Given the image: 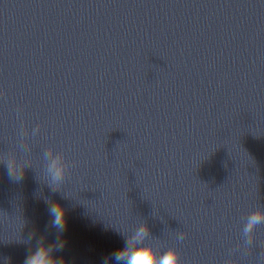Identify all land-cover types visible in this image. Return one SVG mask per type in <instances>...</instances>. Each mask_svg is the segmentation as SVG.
Wrapping results in <instances>:
<instances>
[{
    "label": "clouds",
    "instance_id": "1",
    "mask_svg": "<svg viewBox=\"0 0 264 264\" xmlns=\"http://www.w3.org/2000/svg\"><path fill=\"white\" fill-rule=\"evenodd\" d=\"M9 177L16 180L22 179L24 169L17 170L14 163L5 164ZM50 172L54 183L63 180L66 174V167L59 156L53 157L50 164ZM48 213L51 217V226L59 231L66 227V209L56 201L48 206ZM264 223V208L253 211L244 227V234L252 233L256 225ZM150 230L147 225H141L131 236L126 237L124 247L112 253L115 264H182L180 254L175 248L166 251H159L154 245L146 243ZM63 247V242L57 247L55 243L48 244L41 240L39 245L28 255L24 264H66L62 258L54 255Z\"/></svg>",
    "mask_w": 264,
    "mask_h": 264
}]
</instances>
